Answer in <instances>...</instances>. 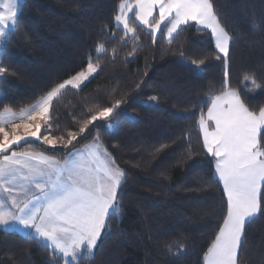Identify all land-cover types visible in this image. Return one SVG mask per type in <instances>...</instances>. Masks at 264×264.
Segmentation results:
<instances>
[{
  "label": "trees",
  "instance_id": "trees-1",
  "mask_svg": "<svg viewBox=\"0 0 264 264\" xmlns=\"http://www.w3.org/2000/svg\"><path fill=\"white\" fill-rule=\"evenodd\" d=\"M118 2L21 0L16 28L0 46V66L8 69L0 76V109L9 105L19 111L50 86L86 68L87 56L96 58L92 49L98 41L115 46L116 57L102 58L98 74L54 102L55 136L75 130L74 117L86 118L92 105L125 100L117 117L97 121L73 146L90 143L99 131L103 145L126 172L119 215L102 233L91 258L81 264H203V254L222 222L226 198L222 185L213 180L215 162L203 149L194 122L197 102L223 83V63L215 58L210 34L195 27L186 28L172 44L158 33L155 45L138 29L141 46L127 57L132 45L119 42L122 33L113 21ZM213 3L234 37L230 86L241 91L250 108L258 109L264 106V0ZM106 25L109 31L102 37ZM202 58L205 63L194 69L191 60ZM245 75H254L262 89L248 92ZM152 95L158 100L149 101ZM23 147L58 159L67 155L63 148L52 149L34 139ZM174 241L185 246L179 254L166 247ZM0 264L55 262L35 240L0 228ZM239 264H264V216L246 226Z\"/></svg>",
  "mask_w": 264,
  "mask_h": 264
},
{
  "label": "snow or ice",
  "instance_id": "snow-or-ice-1",
  "mask_svg": "<svg viewBox=\"0 0 264 264\" xmlns=\"http://www.w3.org/2000/svg\"><path fill=\"white\" fill-rule=\"evenodd\" d=\"M18 11L19 0H0V44H6L10 31L16 28ZM113 21L122 33L119 42L132 45L127 57H133L141 46L140 31L151 37L153 45L158 33L172 44L189 27L210 34L215 58L223 63L224 80L218 90L209 89L197 102L194 128L215 162L213 180L222 185L226 208L203 254V264H239L246 226L264 216V106L250 108L241 91L230 86L234 37L221 23L213 0H119ZM108 31L106 25L101 36ZM111 39H116L115 33ZM92 51L96 58L89 54L86 68L50 86L31 105L19 111L9 105L0 109V228L35 240L49 250L55 264H81L85 257L91 258L102 233L120 212L119 195L126 172L103 145L99 131L90 143L73 146L97 121L117 117L124 98L108 105L94 104L86 118L74 117L75 130L51 134L54 102L68 90H80L98 74L102 58L117 55V48H109L103 40ZM190 63L198 69L205 59ZM7 71L0 66V76ZM243 83L250 93L262 89L254 75H245ZM148 100L155 102L158 97L152 95ZM42 129L49 134L42 135ZM33 139L52 149L63 148L67 155L58 159L23 147ZM166 247L168 251L175 248L178 254L185 249L180 241Z\"/></svg>",
  "mask_w": 264,
  "mask_h": 264
},
{
  "label": "rangeland",
  "instance_id": "rangeland-1",
  "mask_svg": "<svg viewBox=\"0 0 264 264\" xmlns=\"http://www.w3.org/2000/svg\"><path fill=\"white\" fill-rule=\"evenodd\" d=\"M20 1H21V0H19V2H20ZM1 45H3V44H0V46H1ZM90 78H91V77H90ZM90 78H89V79H90ZM108 126H109L110 129L112 128V124H109ZM42 131H43V129H42ZM42 135H43V134H42ZM80 148H81V147H80ZM19 233H20V232H19ZM21 234H23V233H21Z\"/></svg>",
  "mask_w": 264,
  "mask_h": 264
}]
</instances>
